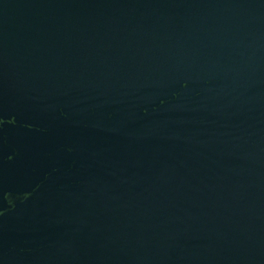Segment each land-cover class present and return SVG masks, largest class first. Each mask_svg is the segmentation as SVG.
<instances>
[{
    "label": "water",
    "instance_id": "1",
    "mask_svg": "<svg viewBox=\"0 0 264 264\" xmlns=\"http://www.w3.org/2000/svg\"><path fill=\"white\" fill-rule=\"evenodd\" d=\"M0 264H264V0H0Z\"/></svg>",
    "mask_w": 264,
    "mask_h": 264
}]
</instances>
